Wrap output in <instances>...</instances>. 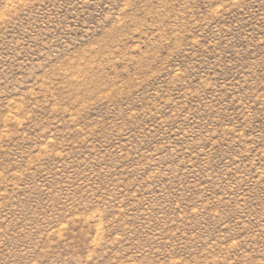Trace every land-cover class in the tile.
I'll use <instances>...</instances> for the list:
<instances>
[{
    "label": "rangeland",
    "instance_id": "1",
    "mask_svg": "<svg viewBox=\"0 0 264 264\" xmlns=\"http://www.w3.org/2000/svg\"><path fill=\"white\" fill-rule=\"evenodd\" d=\"M0 264H264V0H0Z\"/></svg>",
    "mask_w": 264,
    "mask_h": 264
}]
</instances>
